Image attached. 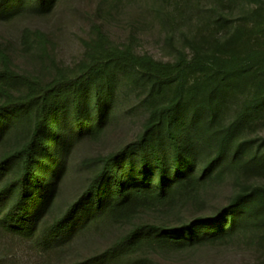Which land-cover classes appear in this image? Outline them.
Segmentation results:
<instances>
[{
  "label": "trees",
  "instance_id": "obj_1",
  "mask_svg": "<svg viewBox=\"0 0 264 264\" xmlns=\"http://www.w3.org/2000/svg\"><path fill=\"white\" fill-rule=\"evenodd\" d=\"M57 0H0V18L13 17L28 5L52 9ZM259 14L260 8L256 9ZM264 22L241 24L226 41L192 58L164 62L130 47L109 42L104 32L87 43L80 69H59L43 83L14 72L2 52L3 77L24 83L25 94L0 86V145L13 131L21 140L0 158V219L8 230L38 233L44 246H64L104 222L132 223L102 255L77 264H120L121 257L147 244L184 245L233 237L255 228L264 243V184L251 185L214 215L180 225L135 222L141 209H152L195 190L226 155L233 139L229 129L219 137L216 155L201 158L198 141L188 131L212 126L229 94L250 93L240 118L264 115ZM130 73L150 98V115L141 136L117 151L95 159L96 171L84 191L52 222L58 183L76 139L96 135L109 114L119 74ZM264 144L248 158L238 146L232 162L264 173Z\"/></svg>",
  "mask_w": 264,
  "mask_h": 264
},
{
  "label": "rangeland",
  "instance_id": "obj_2",
  "mask_svg": "<svg viewBox=\"0 0 264 264\" xmlns=\"http://www.w3.org/2000/svg\"><path fill=\"white\" fill-rule=\"evenodd\" d=\"M258 22H264V0H57L46 12L28 5L13 17L0 18V69H4L2 52H6L11 70L43 83L55 78L59 69L73 75L86 57L87 43L97 40L100 31L113 45L176 62L192 58L196 48L208 50L218 39L226 41L241 24ZM115 84L101 131L75 140L45 224L66 211L84 191L97 169L96 158L136 141L143 133L150 115L148 92L130 73L119 74ZM0 86L16 95L27 91L24 83L11 76L0 75ZM3 98L0 93V102ZM248 98L249 92L227 95L214 125L188 130L200 145L202 160L214 157L219 137L232 130L225 158L192 193L139 210L135 222L175 226L214 215L248 186L264 184V173L232 162L238 146H242L240 154L245 159L264 144V115L240 118ZM22 133L13 131L10 140L0 145V158L24 137ZM131 228L132 223L104 222L69 244L47 247L40 243L38 233L8 230L0 219V264L85 263L104 254ZM260 237V231L251 228L233 237L193 244H144L125 253L120 264H264Z\"/></svg>",
  "mask_w": 264,
  "mask_h": 264
}]
</instances>
